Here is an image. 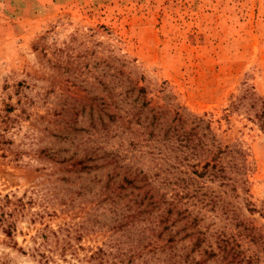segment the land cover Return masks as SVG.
I'll use <instances>...</instances> for the list:
<instances>
[{"label": "rangeland", "instance_id": "obj_1", "mask_svg": "<svg viewBox=\"0 0 264 264\" xmlns=\"http://www.w3.org/2000/svg\"><path fill=\"white\" fill-rule=\"evenodd\" d=\"M7 2L0 12V264L93 263L88 255L108 231L100 215L92 221L93 189L76 185L88 179L60 159L86 144L73 136L87 123L80 103L123 91L132 99L133 85L149 106L201 116L220 146L240 150L233 176L241 182L235 197L225 196L264 235V129L244 110V91L264 100V0ZM241 96L242 105L231 107ZM202 213L212 227L223 218L207 207Z\"/></svg>", "mask_w": 264, "mask_h": 264}, {"label": "trees", "instance_id": "obj_2", "mask_svg": "<svg viewBox=\"0 0 264 264\" xmlns=\"http://www.w3.org/2000/svg\"><path fill=\"white\" fill-rule=\"evenodd\" d=\"M133 89L129 100L123 91L81 102L76 111L87 123L71 126L86 144L60 159L88 179L76 185L93 189L92 221L100 215L108 231L89 264H264V235L225 196L235 197L241 182L233 176L241 170L240 150L220 146L201 116L151 107L142 88ZM244 94V110L264 129V100L252 90ZM242 98L230 106L242 105ZM210 184L223 188L221 194ZM204 207L223 215L217 226L204 223Z\"/></svg>", "mask_w": 264, "mask_h": 264}, {"label": "crops", "instance_id": "obj_3", "mask_svg": "<svg viewBox=\"0 0 264 264\" xmlns=\"http://www.w3.org/2000/svg\"><path fill=\"white\" fill-rule=\"evenodd\" d=\"M7 3H8L7 0H0V12H1V10H3L4 8L7 7V5H8ZM1 13H3V12H1ZM0 21H3V20L1 19Z\"/></svg>", "mask_w": 264, "mask_h": 264}]
</instances>
